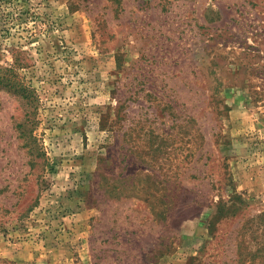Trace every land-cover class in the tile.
<instances>
[{"label":"rangeland","instance_id":"rangeland-1","mask_svg":"<svg viewBox=\"0 0 264 264\" xmlns=\"http://www.w3.org/2000/svg\"><path fill=\"white\" fill-rule=\"evenodd\" d=\"M0 264H264V0H0Z\"/></svg>","mask_w":264,"mask_h":264},{"label":"trees","instance_id":"trees-1","mask_svg":"<svg viewBox=\"0 0 264 264\" xmlns=\"http://www.w3.org/2000/svg\"><path fill=\"white\" fill-rule=\"evenodd\" d=\"M21 88H22V94L27 97V94L30 93L29 88L28 87H21Z\"/></svg>","mask_w":264,"mask_h":264}]
</instances>
